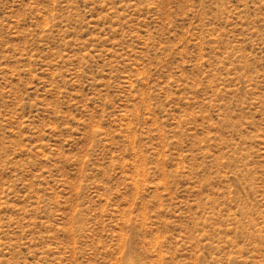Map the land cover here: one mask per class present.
Instances as JSON below:
<instances>
[{
  "label": "rangeland",
  "instance_id": "obj_1",
  "mask_svg": "<svg viewBox=\"0 0 264 264\" xmlns=\"http://www.w3.org/2000/svg\"><path fill=\"white\" fill-rule=\"evenodd\" d=\"M0 264H264V0H0Z\"/></svg>",
  "mask_w": 264,
  "mask_h": 264
}]
</instances>
